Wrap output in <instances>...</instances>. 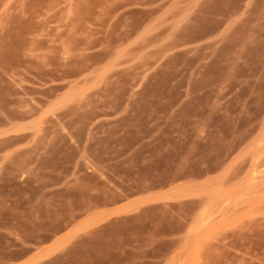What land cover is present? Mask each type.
Masks as SVG:
<instances>
[{
	"label": "rangeland",
	"instance_id": "rangeland-1",
	"mask_svg": "<svg viewBox=\"0 0 264 264\" xmlns=\"http://www.w3.org/2000/svg\"><path fill=\"white\" fill-rule=\"evenodd\" d=\"M40 249L264 264V0H0V259Z\"/></svg>",
	"mask_w": 264,
	"mask_h": 264
},
{
	"label": "crops",
	"instance_id": "crops-1",
	"mask_svg": "<svg viewBox=\"0 0 264 264\" xmlns=\"http://www.w3.org/2000/svg\"><path fill=\"white\" fill-rule=\"evenodd\" d=\"M19 249H26L24 245H20ZM40 250H29L15 259H0V264H47V257H43Z\"/></svg>",
	"mask_w": 264,
	"mask_h": 264
}]
</instances>
